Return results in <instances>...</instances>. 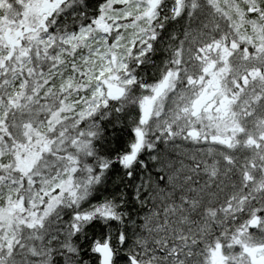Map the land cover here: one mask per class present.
<instances>
[{
    "label": "snow or ice",
    "instance_id": "1",
    "mask_svg": "<svg viewBox=\"0 0 264 264\" xmlns=\"http://www.w3.org/2000/svg\"><path fill=\"white\" fill-rule=\"evenodd\" d=\"M0 264H264V0H0Z\"/></svg>",
    "mask_w": 264,
    "mask_h": 264
}]
</instances>
